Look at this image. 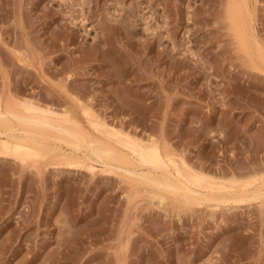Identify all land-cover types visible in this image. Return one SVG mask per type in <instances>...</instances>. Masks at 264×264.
Instances as JSON below:
<instances>
[{
  "label": "rangeland",
  "instance_id": "374dc122",
  "mask_svg": "<svg viewBox=\"0 0 264 264\" xmlns=\"http://www.w3.org/2000/svg\"><path fill=\"white\" fill-rule=\"evenodd\" d=\"M0 99L69 127L0 146V264H264V0H0ZM70 129L153 138L248 199L190 203Z\"/></svg>",
  "mask_w": 264,
  "mask_h": 264
},
{
  "label": "bare ground",
  "instance_id": "6f19581e",
  "mask_svg": "<svg viewBox=\"0 0 264 264\" xmlns=\"http://www.w3.org/2000/svg\"><path fill=\"white\" fill-rule=\"evenodd\" d=\"M131 20H133V19H131ZM35 105L32 102H25L24 106L26 107L27 110H29L28 112H31L30 113L31 115L30 114L25 115V114H21V112L19 113V111H16L15 108L9 103L7 105H5V107H3L2 101L0 99V135H1L0 136L1 137L0 138V146L3 145L5 148L6 147L8 148L9 146L7 144H10L8 141V138L9 137L13 138L12 139L13 141L12 142L10 141V142L16 145L14 147H18V149H14V152L17 155V153H19L18 151L28 150V151L32 152V150H38V147H40V146L42 147L43 145L44 146L46 145V147H47L50 144V141H49V144H46V142L50 138H51L50 140L55 141V140H53V139H56V138H54V136L55 137L57 136L58 139L65 137V136H62L61 134H60L61 137L59 136V134L58 135L54 134V136L52 134H49L48 128H53L55 130H58V131L60 130L61 132H64V131L68 130L69 127H67L63 123L62 124L61 123L60 124L55 123V121L57 119L54 121L53 118H49V117L48 118H43V117L40 118V117H38L39 115L36 116L35 114L39 112V109ZM39 108L41 109L40 106H39ZM41 111H44V110L41 109ZM14 120L18 121L17 126H15L13 124ZM90 121H93V120H90ZM77 122H78V120H77ZM92 123L94 124L93 126L100 127L98 129V130H100V132L102 129L101 127H104L103 129H105V130L102 129L103 133L107 134L109 132L111 135H113L117 138L120 137V135H121L120 132L117 131V129L114 128L115 129L114 130L112 128V130H111L109 127H107L108 125L105 126V124H104L105 122H103V124H102V122L99 124V121L96 122L99 125L102 124L101 126L96 125L94 122H92ZM78 125H80V123ZM106 127L109 128L110 130L108 129V131H107ZM49 130H51V129H49ZM72 131L73 130H71L70 133ZM61 132H59V133H61ZM72 134H75V136L77 135V138L74 136L72 138H76V140H73V139H71V136H73V135H70V137H68V141H66V142H68V144L66 143L68 146L71 145L74 149H77V150L80 148L82 149V147L83 148L86 147V148H84V149H87L86 153H84V155L86 154L87 156H90V157H92L91 155H93V154L97 155L98 158H102V159L105 157L104 158L105 162L103 161V163L106 164L105 166H107L108 164L110 165L111 161L115 160L118 157V159L115 160L116 162L119 161V159H121L120 162H122V163L127 162L126 165L127 164L130 165V166L127 165L125 167L126 170H124V168L122 167V169L124 171H128L129 174L136 176L137 178H139V180L141 179L145 182L152 181L153 183L155 182V184H157V185H160V186L163 185V186H161L162 189H164V187H165V189L170 188L168 190H170V191L174 190V193L176 191H178V189L179 190L181 189L182 191L181 190L180 191L183 192V194H185V196H182L180 192H176L177 195L180 196L181 198L184 197L185 199L184 198L183 199L185 201L189 200L190 203L195 201V200L196 201L199 200V203H200V200L202 201V199L204 201L205 200L206 201L211 200V199L216 200V201L217 200L218 201L224 200L225 202L227 200L228 201L232 200L233 202H241L242 200L245 201L246 199H248V198H246L247 197L245 195L246 193H244L246 191H244L242 194V191L240 192L237 189V187L239 185H241V183H244V182H241V183L237 182L240 184L236 185L237 186L236 188H234V189L232 188L233 189V190L231 189L232 191L229 190L230 191L229 192L228 190H226V188L229 187L228 184H230V182L228 183V181H232V180H227L226 183H228V184H226L225 180L223 182V180L221 181L219 179L216 180V179L211 178V177L209 178V177H207L206 174L203 175L204 173H201V172L199 173L198 171L194 173V170L190 172V170L187 169L188 168L187 166H186L187 168L184 166L183 167L179 166V164H177V161H176L177 159L175 160V158L170 153L168 154L167 152H163L164 149L162 150L161 146H159L157 141L153 138H150L146 142L143 143L142 141L139 142L138 139L137 140L133 139L132 137H130L128 135V136H126L127 138L125 137V139L121 140L122 142H120L123 145V147H125L126 149L128 148V149H130V151L136 152V154L138 155V157L140 159V160L139 159L138 160L142 162L141 164H143L147 167V169L145 171V169L143 170V169L136 167L137 161L134 160L132 155H130V153H129L130 151L126 152L125 149H123V148L120 149L118 146H117L118 147L117 148L116 146H114L109 141L104 140V138H102L101 136L100 137H97L96 135H95L96 137L90 136V137H88L89 139H87V135L84 136L85 138L82 136V138L84 140L86 139L85 140L86 142H85L84 140H82L81 137H79L78 132L73 131ZM52 137H53V139H52ZM69 138L72 141H70ZM62 139H61V141H62ZM79 139L81 141H83V143L81 141H77ZM65 140H63V141H65ZM7 141H8V143H7ZM27 141L30 143H27ZM56 145H57V143H56ZM11 147L13 148V145ZM48 147L50 150L52 149V151H53V149H56V147L54 148L53 145L48 146ZM48 147L46 150H48ZM27 148H29V149H27ZM74 149H72V150H74ZM84 149H83V152H84ZM15 150L17 151V153ZM24 152H27V151H24ZM111 156L113 158L114 157L115 158L113 159V158H111ZM91 159H93V158H91ZM96 160H97V158H96ZM95 162H97V161H95ZM170 166H173L174 168L171 169ZM91 167H93V170H94V165H91ZM107 168H108V166H107ZM185 168L187 169V171H185L186 170ZM235 181H237V180H235ZM250 181H253V180H249L248 182H250ZM246 185H250V184H246ZM230 186L233 187L232 184ZM263 186H264V183L262 185L260 184L259 187L255 191H258L257 192L258 194H261L260 193V191H261L262 195H263L264 194V189H262ZM234 187H235V185H234ZM242 188H244V187H242ZM242 188H240V190ZM245 188H246V186H245ZM153 191H154L153 193L156 194V191L155 190H153ZM179 193H180V195H179ZM248 193L249 192H247V194ZM257 193H255V194H257ZM186 197H187V199H186ZM159 199L161 201L164 200V196L163 197L160 196ZM189 201H187V202H189Z\"/></svg>",
  "mask_w": 264,
  "mask_h": 264
}]
</instances>
